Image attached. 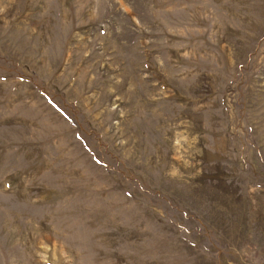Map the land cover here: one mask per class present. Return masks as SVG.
Here are the masks:
<instances>
[{"label":"rangeland","instance_id":"1","mask_svg":"<svg viewBox=\"0 0 264 264\" xmlns=\"http://www.w3.org/2000/svg\"><path fill=\"white\" fill-rule=\"evenodd\" d=\"M0 264H264V0H0Z\"/></svg>","mask_w":264,"mask_h":264}]
</instances>
